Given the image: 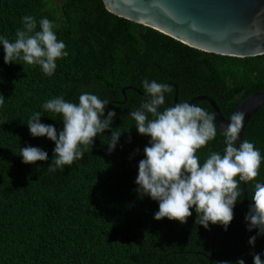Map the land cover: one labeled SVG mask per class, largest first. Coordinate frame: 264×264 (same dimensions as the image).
Here are the masks:
<instances>
[{"label": "trees", "instance_id": "16d2710c", "mask_svg": "<svg viewBox=\"0 0 264 264\" xmlns=\"http://www.w3.org/2000/svg\"><path fill=\"white\" fill-rule=\"evenodd\" d=\"M26 15L36 19V30L40 19H49L68 55L57 59L48 76L21 59L5 64L0 45V264H253L250 253L264 261V236H257L254 247L248 243L258 229L244 227L242 187L227 231L196 223L194 208L184 224L154 219L158 202L135 191L150 137L138 133L129 115L143 102L147 79L171 85L160 110L173 106L176 85L179 102L208 95L228 117L243 98L264 89V54L201 51L107 11L102 0H0V36L14 41ZM85 92L109 100L105 116L116 112L111 128L122 132L116 148L108 153L106 130L82 159L49 172L55 144L33 137L28 120L40 112V122L59 132L62 116L42 105L56 97L78 103ZM193 104L212 113L206 100ZM242 140L264 156V104L246 123ZM29 145L46 151L48 160L23 163L19 153ZM223 148L217 128L197 155L203 163L209 151ZM257 182L264 184V161L256 179L245 184L249 205Z\"/></svg>", "mask_w": 264, "mask_h": 264}, {"label": "clouds", "instance_id": "9594fccd", "mask_svg": "<svg viewBox=\"0 0 264 264\" xmlns=\"http://www.w3.org/2000/svg\"><path fill=\"white\" fill-rule=\"evenodd\" d=\"M22 24L23 27L16 30L14 41L0 36L4 63L21 59L28 65H39L45 75H53L57 59L68 55L65 43L57 39L53 23L47 18L40 19L39 30H36V19L26 15ZM142 86L145 98L139 108L129 115L135 121L138 133L150 137V140L143 149L144 158L138 164L135 180L138 187L135 191L158 202V211L154 214L157 221L167 218L187 223L194 208L196 223L205 229H209V224H219L227 231L241 195V182L247 184L254 181L264 161V156L252 142L240 140L237 144L244 114L236 112L231 115L229 123L219 125L223 152L209 151L201 163L198 150L217 136L215 116L188 102L160 110L165 105V93L172 90L171 85L145 79ZM4 102L5 97L0 94V106ZM108 104L109 100L87 92L80 94L78 103L67 102L63 97L47 100L42 105L43 109L62 116L63 127L59 132L54 125L40 122V112L30 117L27 123L30 134L47 137L55 144L49 172L82 159L85 152L92 149L94 139L106 130L111 131L107 145L108 153H112L122 132L119 128H111L116 112L108 111L105 116ZM19 155L25 164L48 160L46 151L31 145L21 148ZM244 219L248 231L258 229L257 235L248 240L249 245L254 247L257 236H264V184L255 183ZM250 255L253 264H264L260 254ZM235 264H245V261L239 259Z\"/></svg>", "mask_w": 264, "mask_h": 264}, {"label": "water", "instance_id": "95a60500", "mask_svg": "<svg viewBox=\"0 0 264 264\" xmlns=\"http://www.w3.org/2000/svg\"><path fill=\"white\" fill-rule=\"evenodd\" d=\"M107 11L164 33L201 51L248 57L264 54V0H102ZM166 84V83H165ZM173 106L178 101L174 85ZM125 87L122 88L124 94ZM206 100L215 122L229 123L232 114H244L240 133L242 140L246 123L264 104V89L243 98L225 117L216 101L208 95H196L184 101ZM221 131V130H220ZM243 200L239 205L249 208L246 185L241 182ZM244 227L247 222L244 221Z\"/></svg>", "mask_w": 264, "mask_h": 264}]
</instances>
